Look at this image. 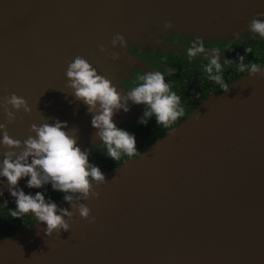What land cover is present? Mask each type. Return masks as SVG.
Here are the masks:
<instances>
[{
    "label": "water",
    "instance_id": "95a60500",
    "mask_svg": "<svg viewBox=\"0 0 264 264\" xmlns=\"http://www.w3.org/2000/svg\"><path fill=\"white\" fill-rule=\"evenodd\" d=\"M259 13L264 0H0V102L14 92L31 107L11 123L0 108V123L23 140L32 123L58 118L91 154L101 142L65 75L75 56L124 92L129 67L154 70L126 46H113L115 34L127 44L176 50L161 32L234 39L253 17L264 18ZM114 53L118 60L109 58ZM262 73L202 102L140 157L105 173L94 186L98 197L73 202L87 204L94 222L60 204L74 213L70 229L47 236L43 222L25 227L0 242V264H264ZM128 104L113 116L118 127L141 112ZM26 179L18 182L25 192ZM0 180L2 209L14 198Z\"/></svg>",
    "mask_w": 264,
    "mask_h": 264
},
{
    "label": "clouds",
    "instance_id": "9594fccd",
    "mask_svg": "<svg viewBox=\"0 0 264 264\" xmlns=\"http://www.w3.org/2000/svg\"><path fill=\"white\" fill-rule=\"evenodd\" d=\"M257 15L264 16V13ZM165 26L171 27V23L166 21ZM248 30L249 33L264 38V19L253 17L248 23ZM201 41L200 37H195L194 46L187 49L188 59L201 54L207 61L203 65L207 78L227 92L230 85L223 78L220 49H205ZM111 44L125 47L127 40L117 33ZM100 50L107 51L104 45H100ZM250 51V48H245L246 53ZM109 58L118 60L119 55L110 54ZM244 58V55H238V71L255 75L264 69L254 62L244 63ZM229 60L224 58L223 62L228 63ZM173 71L169 69L167 75H171ZM65 75L72 95L87 105V111L91 113V125L96 130L94 135L101 142L99 146L104 149L103 154L114 161L120 160L122 156L130 159L141 156L136 147L135 134L118 127L113 120L117 111H129V101L144 106L143 115L139 118V123L144 125L149 118L154 117L156 125L172 129L177 119L185 114L180 96L171 90V81H166L165 73L160 71H149L139 76V83L122 92L86 57L77 55L68 63ZM0 108L8 123L16 119V113L20 110L31 112L26 99L14 92L4 97ZM49 119L52 120L51 123ZM29 131L32 134L21 140L12 137L6 124L0 123V147L4 149L3 158L0 159V178H6L8 191L14 198L15 208L9 209L11 217L30 215L35 222L45 224L44 233L47 236L60 234L62 230L68 231V218L74 213L69 208L58 205L50 196L46 198L47 189L44 185H50L52 190L63 193L62 199L75 208L80 217L90 223L94 222L95 217L90 215L91 209L87 204L81 202L77 205L73 202L98 197L100 193L94 186L104 183L106 178L100 166L89 160V150L82 149L78 144L76 129L69 128L66 121L47 118L40 124L32 123ZM25 177L28 188L43 191L25 192L18 183ZM4 182L0 180V183ZM0 195H3L2 191ZM4 205H7V201Z\"/></svg>",
    "mask_w": 264,
    "mask_h": 264
},
{
    "label": "trees",
    "instance_id": "16d2710c",
    "mask_svg": "<svg viewBox=\"0 0 264 264\" xmlns=\"http://www.w3.org/2000/svg\"><path fill=\"white\" fill-rule=\"evenodd\" d=\"M231 40L236 42L230 46L227 56L221 59L223 78L225 82L230 85V87L236 81L248 75L246 72L238 71V55L245 56L244 63L246 64L254 62L259 64L261 67L264 66V38L254 35L253 39L243 40L236 38ZM245 48H250L251 51L246 53ZM224 58L230 59L228 63L223 62ZM206 62L207 61L196 59L184 63V67L186 68L184 69V75L185 79H187L185 80L187 82L186 89H182L183 93L180 92L179 94L177 93V95L181 98L180 102L185 109V114L177 119V121L173 124L172 129H164L161 126L156 125L154 117L148 119V123L146 125L139 123V119H130L125 121L126 124L123 125L122 128H125L135 134L136 147L140 152L148 150L150 146L160 137L167 135L169 131H172L177 126L182 124L186 120L188 114L194 110L196 104L192 102L194 94L192 93L191 88L194 83L193 81L197 80L200 81L199 83H202L198 90L201 91L205 97L207 96L210 88L213 89L215 93L224 92L214 82L211 81L210 84L208 83V74L203 70V65ZM103 151L104 149L102 146H99L96 150L89 154V160L93 155V158L90 161L98 164L104 173L115 170L130 159L126 156H122L120 160L114 161L104 155ZM44 188L47 189L45 193L46 198L50 196L53 200L58 199L59 201L67 203L62 199L63 193L52 190L50 185H44ZM39 191H43V189H39ZM11 208H15L14 201L7 207L0 209V242L7 237L13 236L16 232L21 231L28 225L30 220L29 215H25L21 218H12L9 212V209Z\"/></svg>",
    "mask_w": 264,
    "mask_h": 264
},
{
    "label": "flooded vegetation",
    "instance_id": "af4514ba",
    "mask_svg": "<svg viewBox=\"0 0 264 264\" xmlns=\"http://www.w3.org/2000/svg\"><path fill=\"white\" fill-rule=\"evenodd\" d=\"M255 34H251V36L247 39H253ZM172 38L163 37L162 40L165 43H168L170 45H177V46H184L180 51L175 50H165V49H127V51L135 56H137L143 63H145L147 66H149L154 71H160L162 73H165V80L171 81L170 88L172 91H175L176 93H183L182 89H186V81L185 75H184V63L190 61L187 57V49L189 47L194 46L195 39L186 38L184 34H174L172 35ZM253 36V37H252ZM242 39V38H240ZM244 40V38H243ZM175 41V42H174ZM236 41L231 39H207L203 41V45L205 49H211V48H219L221 53V59L228 54V50L230 46L235 43ZM200 59L202 61H206L204 57L201 54H197L195 57H193L191 60ZM169 69L174 70L171 75H167V71ZM135 70V71H132ZM130 71V74L128 77L122 80L121 87L125 90H129L131 87H133L136 83H139L138 77L146 74V71H143L141 69H132ZM192 85V93L194 94V97L192 99V102L196 104V107L194 110L188 114L186 120L197 111L199 105L203 100L209 99L213 96H216L220 94V92L215 93L213 89H209L207 96L205 97L201 91L198 90L200 88V85L202 83H199L200 81H193ZM208 83L210 84L211 81L209 80ZM202 87V86H201ZM144 108V106H143ZM143 115V112L141 116ZM150 119V118H149ZM170 132V131H169ZM168 132V133H169ZM161 138V137H160ZM159 138V139H160ZM93 158V155L91 156V159ZM90 159V160H91ZM39 191V189L35 190ZM33 191V192H35ZM58 205L63 204L64 202L59 201L58 199H54ZM30 220L26 227L33 225L35 222L34 219L29 215ZM25 228V227H24Z\"/></svg>",
    "mask_w": 264,
    "mask_h": 264
},
{
    "label": "rangeland",
    "instance_id": "374dc122",
    "mask_svg": "<svg viewBox=\"0 0 264 264\" xmlns=\"http://www.w3.org/2000/svg\"><path fill=\"white\" fill-rule=\"evenodd\" d=\"M264 19V18H263ZM173 33L174 34H183V33H176V32H172L171 34L169 33V34H166V33H163V32H161V34L162 35H168V38H172L173 36ZM185 35V37L186 38H191V39H195V37H199V36H197V35H195V36H193V35H188V34H184ZM251 36V33H249V31L247 32H245V33H241V35H240V37L239 38H244V39H247L248 37H250ZM162 38V37H161ZM201 39H202V41L201 42H203V41H205L204 40V38H202V37H200ZM173 39V38H172ZM234 39H236V38H234ZM175 42V41H174ZM174 46V45H173ZM126 47L128 48V49H136V50H140V49H163V48H161V47H157V48H153L152 46H147V47H142V46H140V45H137V44H135V43H128V44H126ZM175 48H176V50L175 51H180L184 46H177V45H175L174 46ZM130 68V70H132V69H134V68H131V67H129ZM132 71H135V70H132ZM211 98H214V96L213 97H211ZM210 98V99H211ZM209 100L207 99V100H203L201 103V105H204V104H206V102H208ZM131 107H132V105H131ZM141 112H140V114L139 115H137V116H135V115H133V116H131L128 120H130V119H139L140 117H141V114H142V112H143V105L142 104H140V109H139ZM126 124V122H125V120L124 121H122L121 123H120V126L119 127H122L123 125H125ZM27 191L26 192H33V191H35V190H37L36 188H28L27 187Z\"/></svg>",
    "mask_w": 264,
    "mask_h": 264
},
{
    "label": "bare ground",
    "instance_id": "6f19581e",
    "mask_svg": "<svg viewBox=\"0 0 264 264\" xmlns=\"http://www.w3.org/2000/svg\"><path fill=\"white\" fill-rule=\"evenodd\" d=\"M189 121H191V120H189Z\"/></svg>",
    "mask_w": 264,
    "mask_h": 264
}]
</instances>
